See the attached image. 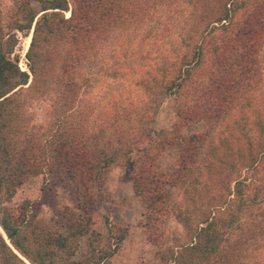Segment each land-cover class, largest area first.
Wrapping results in <instances>:
<instances>
[{"label":"trees","instance_id":"obj_1","mask_svg":"<svg viewBox=\"0 0 264 264\" xmlns=\"http://www.w3.org/2000/svg\"><path fill=\"white\" fill-rule=\"evenodd\" d=\"M19 33H30L26 69L15 53ZM134 39L158 54L138 79L150 107L184 99L166 137H146L151 121L134 123L131 112L108 124L112 135L101 126L92 132L79 114L90 75L115 73L119 57L110 63L108 49L121 42L119 51L136 56L123 43ZM263 45L264 0H14L6 16L0 10V192L11 196L29 177L58 170L81 192L83 210L65 217L64 231L43 227L24 205L0 214L10 243L0 232V264H111L125 231L102 244L89 227L90 196L119 154L135 153L132 188L159 259L261 264L253 259L264 248ZM200 122L202 132L180 130ZM167 145L179 150L169 175L153 168ZM174 190L184 241L169 245L159 226ZM83 236L84 254L71 258Z\"/></svg>","mask_w":264,"mask_h":264},{"label":"rangeland","instance_id":"obj_2","mask_svg":"<svg viewBox=\"0 0 264 264\" xmlns=\"http://www.w3.org/2000/svg\"><path fill=\"white\" fill-rule=\"evenodd\" d=\"M13 1H0V10L3 16L10 12ZM33 5L36 9L39 8L38 3L34 2ZM18 36L19 43L15 53L19 55V66L26 69L24 55L27 50L25 47L29 36L23 35V33H19ZM120 43L116 42L112 45L118 52H122L119 51ZM123 43L129 48H135L137 51L136 56L133 54L127 56L122 52L114 57L115 54L113 56L112 52L117 51L108 49L107 56L110 63L119 57V60L113 62L116 64L115 73L107 75L102 72H94L90 75L88 86L82 89L79 114L85 119L86 126L92 132H95L94 130L101 126L105 127L108 135H112V130L107 128L108 124H111L116 118H120V122L124 121V118L128 119L129 115L127 113L130 114L131 112V117L135 120L134 123L139 116H143L149 122L151 121L148 122L149 125L145 129L148 131L146 137L150 139L166 137L169 135L171 125L177 120V112L184 99L166 96L162 98L159 105L150 107L149 97L139 84L138 79L141 77V71L148 69L152 63L151 60L153 61L152 58L158 56L157 50L151 48V43L148 41L143 42L134 39L133 41L125 40ZM167 45L162 43L161 48L165 49ZM146 51H151L149 59L143 57ZM159 56H162L161 52ZM261 65L263 88L264 45L261 54ZM40 114V110H37V119H41L42 114ZM127 126L128 124L124 127ZM204 127V123L200 122L181 125L180 130L189 134L202 132ZM131 137L132 135L128 138ZM103 142L97 140V143L102 144ZM153 152L154 149L150 151L151 154ZM178 154L177 146L167 145L154 154L153 168L159 172H164L166 175L175 173ZM137 155L138 153L127 156L119 154L114 163L103 170L100 188L93 189L90 196L92 203L89 227L99 233L102 244L114 243L116 236L124 229L125 236L111 257V264H165L163 260L159 259L156 254V246L150 241L151 233L153 234L155 230L150 231L143 225L145 221L144 201L134 193L132 188L130 161ZM80 193L76 192L73 186L66 184L65 177L58 170L46 171L29 177L11 196L0 192V214L11 213L16 215L21 206L24 205L27 209V215H30L36 209L39 224L43 227L58 228L60 231H64L62 225L65 217L71 213L83 214L82 207L77 204L78 199H82ZM181 203L180 191L174 190V195L167 204L166 215L159 226L163 232V239L169 245L184 241L182 236L183 227L176 211V206ZM0 232L9 243L1 227ZM85 243L86 236H83L79 239V246L71 258L79 259L84 254ZM1 251L3 249L0 247ZM61 254L65 256L64 253ZM253 260L264 264V248L256 252V257Z\"/></svg>","mask_w":264,"mask_h":264},{"label":"bare ground","instance_id":"obj_3","mask_svg":"<svg viewBox=\"0 0 264 264\" xmlns=\"http://www.w3.org/2000/svg\"><path fill=\"white\" fill-rule=\"evenodd\" d=\"M29 41H30V37L27 38V43H26L25 49L28 47Z\"/></svg>","mask_w":264,"mask_h":264},{"label":"water","instance_id":"obj_4","mask_svg":"<svg viewBox=\"0 0 264 264\" xmlns=\"http://www.w3.org/2000/svg\"><path fill=\"white\" fill-rule=\"evenodd\" d=\"M28 36L30 37V34Z\"/></svg>","mask_w":264,"mask_h":264}]
</instances>
